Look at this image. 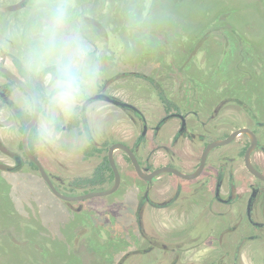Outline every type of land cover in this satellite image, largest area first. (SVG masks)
<instances>
[{
    "label": "rangeland",
    "instance_id": "obj_1",
    "mask_svg": "<svg viewBox=\"0 0 264 264\" xmlns=\"http://www.w3.org/2000/svg\"><path fill=\"white\" fill-rule=\"evenodd\" d=\"M60 3L69 9L65 38L85 50L77 57L81 95L69 111L51 102L52 69L30 65L40 31ZM0 47L9 54L2 63L14 69L16 56L44 86L34 153L47 172L66 179L54 184L68 196L81 194L74 181L90 176L103 158L85 159L90 142L84 129L70 128L85 99L98 92L132 103L148 118L163 114V93L186 109L215 115L223 123L219 135L253 126L251 118L264 122V0H0ZM0 83L9 87L11 101L33 113L24 90L1 74ZM87 114L99 145L133 143L138 136L130 112L96 101ZM22 132L0 98V264L166 262L159 251L138 252L145 242L135 218L70 213L76 203L56 197L24 157ZM238 140L247 139L241 134ZM116 154L123 164L122 152ZM15 155L24 165L10 171Z\"/></svg>",
    "mask_w": 264,
    "mask_h": 264
},
{
    "label": "flooded vegetation",
    "instance_id": "obj_2",
    "mask_svg": "<svg viewBox=\"0 0 264 264\" xmlns=\"http://www.w3.org/2000/svg\"><path fill=\"white\" fill-rule=\"evenodd\" d=\"M26 5L22 4L23 7ZM4 58H9V54L0 47V59ZM11 58L13 60L16 56ZM5 64L0 61V65L26 82L14 63V69ZM0 74L6 81L16 84ZM98 94L109 95L101 91L88 98ZM10 95L9 87L0 83V98L9 103ZM160 100L163 114L151 118L128 101L124 102L136 109L100 99L90 101L85 112L84 101L80 117L72 116L81 118L79 127L84 129L90 144L96 147L90 158L103 156L90 176L74 181L77 188L83 190L79 195L107 191L116 183L109 161L111 145H99L94 139L97 132L88 122V107L96 101L133 114L130 119L138 126V136L133 143L118 142L130 147L144 177L136 171L130 156L119 150L122 164L116 150L114 159L120 174L117 190L101 199L74 201L76 206H69L73 210L70 213L113 218L123 213L128 218H135L145 242L137 251H143V254L159 251L160 258L166 260L160 264H264V122L251 118L253 126L233 128L219 135L223 123H217L215 115L199 114L167 97L165 101L161 97ZM40 101L42 105L43 98ZM83 118H86L85 122ZM240 128L250 129L257 137V146L249 155V163L262 177L252 173L247 166L251 139L246 133H242L246 136V143L238 140L240 134L230 143L212 148L203 162L212 142L224 140ZM14 158L16 166L9 167L10 171H17L24 165L23 157L15 155ZM163 168L171 170L161 172L151 180L147 178ZM48 173L53 183L66 182V179ZM85 180L91 182L85 183ZM165 218L169 219V224L164 222ZM206 244L215 247L207 249ZM128 255L123 256V261Z\"/></svg>",
    "mask_w": 264,
    "mask_h": 264
},
{
    "label": "clouds",
    "instance_id": "obj_3",
    "mask_svg": "<svg viewBox=\"0 0 264 264\" xmlns=\"http://www.w3.org/2000/svg\"><path fill=\"white\" fill-rule=\"evenodd\" d=\"M68 19V6L56 5L50 22L41 29L38 43L30 53V65L36 71L52 69L51 102L65 111L71 110L81 95L83 77L77 57L85 55L75 39L64 36Z\"/></svg>",
    "mask_w": 264,
    "mask_h": 264
},
{
    "label": "water",
    "instance_id": "obj_4",
    "mask_svg": "<svg viewBox=\"0 0 264 264\" xmlns=\"http://www.w3.org/2000/svg\"><path fill=\"white\" fill-rule=\"evenodd\" d=\"M0 72L4 76L8 77L10 80L15 82L33 100V106L34 107H33L32 117H31L30 121L26 124V126H25V128H24V130L22 132V147H23V151H24L26 157L37 167L38 171L40 172V175L45 180V182L49 186L50 190L52 191V193L56 197H58L59 199L64 200V201L74 202V201L87 200V199L94 198V197H103V196L110 195V194L114 193L117 190V188L119 186V182H120V174L118 172L117 165H116V162H115V159H114V153H115L116 150H123L124 152H126L130 156V158H131V160H132V162H133V164H134V166L136 168V171L139 173L140 176H142L141 168H140V166L138 164V161H137L135 155L133 154L132 150L130 149V147H128L126 144H123L121 142H117V143L111 145L110 148H109V161H110L111 166L113 167V170H114L115 176H116V183H115V186L112 189L107 190V191L88 192V193H85V194H82V195H77V196H68V195H65V194L61 193L58 190V188L55 186V184L53 183L52 176L46 171V169L44 168V166L42 165V163L40 162L38 157L30 149L29 142H28L29 134H30L31 130L33 129V127L36 126V124H37V122L39 120V117L41 115V101H40V98H39L38 94L33 90V88H31L19 76L14 74L12 71H10L5 66L0 65ZM97 99L113 103V104H115L117 106L131 107V108L136 109L135 106H133V105L127 103V102L121 101V100H119V99H117L115 97H112L110 95L98 94L96 96L88 98L85 101L84 106H83V111L85 112L86 107H87V105L89 104L90 101L97 100ZM85 120H86V118H83L84 122H85ZM242 133L249 134L250 139H251V143H250L249 149L247 151V166H248V168L250 169V171L252 173H254L255 175L261 176L251 166V164L249 163L250 162L249 161V155L256 148L258 140H257V137H256L255 133L252 132L248 128H240V129L234 131L228 138H226L224 140H219V141L212 142L208 146V148H207V150H206V152L204 154L203 162L205 161L206 155L209 153V151L212 148H214L216 146L226 145V144L230 143L234 138H236L237 136H239ZM170 170H171L170 168H163V169H160V170H156V171L152 172L151 175L147 176V178L149 180H151L153 177L159 175L161 172L170 171ZM142 177H144V176H142Z\"/></svg>",
    "mask_w": 264,
    "mask_h": 264
},
{
    "label": "trees",
    "instance_id": "obj_5",
    "mask_svg": "<svg viewBox=\"0 0 264 264\" xmlns=\"http://www.w3.org/2000/svg\"><path fill=\"white\" fill-rule=\"evenodd\" d=\"M12 61H13L14 65L17 67V69L19 70L21 77L24 78L26 83L31 88H33V90L38 94L39 98H44L45 97L44 86H43L42 82L40 81V79L38 77H36L35 75H33L32 73L28 72L19 59L13 58ZM142 77H144V76H142ZM161 99L164 101L166 100V96L163 93L161 94ZM8 104H9V107L12 110L13 114L18 119V121L21 125V131H23L26 124L30 121L32 114H29L25 109L21 108L20 106L15 104L13 101H10ZM80 123H81V120L79 118H72V120L70 122V128H78L80 126ZM37 136H38L37 135V127L35 126L31 130V132L29 134V138H28L29 146H30V149L33 151V153H34V146H35V143L37 140ZM21 149H23L22 143H21ZM95 151H96V147L94 146V144H90V146H88L84 150V153H83L84 158L85 159L90 158V156H92ZM84 182L89 183L91 181L85 180Z\"/></svg>",
    "mask_w": 264,
    "mask_h": 264
},
{
    "label": "crops",
    "instance_id": "obj_6",
    "mask_svg": "<svg viewBox=\"0 0 264 264\" xmlns=\"http://www.w3.org/2000/svg\"><path fill=\"white\" fill-rule=\"evenodd\" d=\"M131 219V218H130Z\"/></svg>",
    "mask_w": 264,
    "mask_h": 264
}]
</instances>
